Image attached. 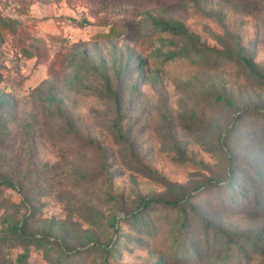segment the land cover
I'll return each instance as SVG.
<instances>
[{"label": "rangeland", "instance_id": "rangeland-1", "mask_svg": "<svg viewBox=\"0 0 264 264\" xmlns=\"http://www.w3.org/2000/svg\"><path fill=\"white\" fill-rule=\"evenodd\" d=\"M0 101V264H264V0H0Z\"/></svg>", "mask_w": 264, "mask_h": 264}, {"label": "trees", "instance_id": "trees-1", "mask_svg": "<svg viewBox=\"0 0 264 264\" xmlns=\"http://www.w3.org/2000/svg\"><path fill=\"white\" fill-rule=\"evenodd\" d=\"M150 24L153 26L155 30H158L162 33H169V34H174L177 36H188L187 30L185 26L179 22H175L172 20H165L163 18L151 16L150 17ZM178 53H171L169 58H175L178 56ZM0 105H2V102L0 101ZM119 115H120V110ZM119 123L117 122L116 125ZM0 184L4 185H9L13 186V183H10L8 181H0ZM151 204H162V205H167V206H177L179 202H173V201H167V200H162L158 198H151V199H145L142 202V206L145 208H148Z\"/></svg>", "mask_w": 264, "mask_h": 264}]
</instances>
